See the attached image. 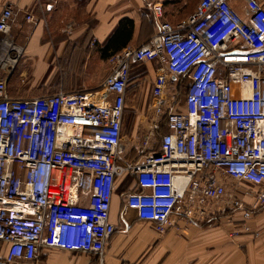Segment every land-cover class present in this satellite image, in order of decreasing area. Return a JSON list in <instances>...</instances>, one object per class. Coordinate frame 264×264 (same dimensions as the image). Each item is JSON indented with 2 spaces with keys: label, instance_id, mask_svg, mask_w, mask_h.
<instances>
[{
  "label": "built area",
  "instance_id": "obj_1",
  "mask_svg": "<svg viewBox=\"0 0 264 264\" xmlns=\"http://www.w3.org/2000/svg\"><path fill=\"white\" fill-rule=\"evenodd\" d=\"M242 6L245 18L229 0H199L177 24L162 20L147 41L110 56L97 90L60 89L33 97L9 96L6 90L16 64L8 55L13 50L20 55L22 47L7 37L14 12L4 7L0 243L8 244L6 261L33 260L41 245L101 256L115 230L110 221L115 182L125 173L140 188L127 192L125 203L140 219L156 221L158 231L173 214L218 221L228 208L241 211V230L250 229L253 210L264 205V5L243 0ZM152 10L162 17V4L154 3ZM26 19L37 21L32 14ZM64 29L69 32L71 25ZM151 60L160 66L151 82L154 115L142 147L162 126L167 131L159 133L158 152L121 163L130 67ZM180 76L189 80L181 88L175 82ZM226 177L258 186L246 191L249 204L236 196L219 202Z\"/></svg>",
  "mask_w": 264,
  "mask_h": 264
},
{
  "label": "crops",
  "instance_id": "obj_2",
  "mask_svg": "<svg viewBox=\"0 0 264 264\" xmlns=\"http://www.w3.org/2000/svg\"><path fill=\"white\" fill-rule=\"evenodd\" d=\"M198 1L188 5V0H0V16L6 5L12 7L14 15L7 37L22 47L20 55L14 59V69L23 61L35 65L36 74H46L47 67L54 64L56 58L70 56L73 60L77 58L74 62L79 60L84 65L86 75L89 73L87 68L95 62L92 60L96 56L99 59L96 46L105 42L121 19L130 18L134 22L131 38L125 46H138L158 32L160 21L177 24L195 9ZM259 1L264 5V0ZM156 2L162 4L161 18L156 17L152 10ZM240 12L245 14L242 5ZM27 14H32L37 19L36 23L27 20ZM67 24L71 25L69 32L64 29ZM149 62L155 76L160 63L157 60ZM132 65L128 86L134 68ZM74 74L76 79L83 76L80 72ZM105 76L94 87L79 90H97ZM142 76L134 73L136 80ZM10 80L6 90L13 97L41 96L60 89L67 92L77 90L54 87L49 83L50 77L36 76L29 87L14 91L9 86ZM150 91L151 84L148 105ZM161 129L160 133L164 132ZM118 182L117 178L110 206V221L115 230L101 256L77 249L41 245L33 260L8 262L5 260L8 244L1 242L0 264H264V205L253 210L247 221L248 231L241 230L242 213L236 208H228L218 221L212 218L187 219L173 214L166 229L158 231L156 221L140 219L136 209L125 203L127 192L140 190L133 176L127 177L123 186H118ZM242 182L250 184L254 191L258 189L255 184ZM244 201L249 204L251 199ZM234 231L239 233L230 236Z\"/></svg>",
  "mask_w": 264,
  "mask_h": 264
},
{
  "label": "rangeland",
  "instance_id": "obj_3",
  "mask_svg": "<svg viewBox=\"0 0 264 264\" xmlns=\"http://www.w3.org/2000/svg\"><path fill=\"white\" fill-rule=\"evenodd\" d=\"M229 1L234 4L233 8L236 10L238 15L245 18V14L240 12V6L243 4V0ZM78 51L81 53L80 48ZM96 57L92 60L95 62L87 68L89 73L86 75L88 76L84 75V65L80 62L78 64V61L74 62L77 59L76 57L74 60L70 59V56H62L59 59L56 58L54 64L47 67V71H45L46 74L42 72L41 75L36 74L35 65L26 64L25 62L20 61L16 66L15 75L12 77L13 79L10 80L9 86H11L14 91L25 88L26 86L29 87L32 81H34V78H36V76H40V78L44 79L50 77L51 81H49V83L57 88H77V90L84 87L92 88L100 82L101 78L105 76L109 70V59L102 60L97 59ZM132 66L134 68L129 80L124 124L120 141L121 163L129 161L137 162L142 160L144 157L159 151L158 138L160 130L158 134H155L154 140H152L147 147H142V135L147 129H149L154 115L151 107L148 105L149 88L154 78L152 75V65L149 61H146L133 63ZM78 72L82 73L83 76L82 78L76 79L74 77V73L78 74ZM136 72L143 75L138 80L134 77V73ZM185 84L186 83L183 85ZM90 90L95 91V89ZM177 109L183 110L182 105L178 106ZM161 131H163V128ZM127 177L132 178V175L127 173L120 175L118 177V186H123ZM225 182L226 194L219 200L221 204L222 202H227V200L233 196L241 198L242 200L250 198L247 194H245L246 191H251L250 184H246L232 178H226Z\"/></svg>",
  "mask_w": 264,
  "mask_h": 264
},
{
  "label": "trees",
  "instance_id": "obj_4",
  "mask_svg": "<svg viewBox=\"0 0 264 264\" xmlns=\"http://www.w3.org/2000/svg\"><path fill=\"white\" fill-rule=\"evenodd\" d=\"M196 0H188V5H194ZM134 22L130 18H123L119 21L118 25L116 26V29L107 37L105 42L103 44H100L97 47V51L99 53V59L106 60L109 59L110 56L113 54L119 52L129 41L132 35ZM78 60V64H79ZM78 66V65H77ZM15 70L10 79H13L15 75ZM175 82L178 87L184 86V83H188L189 80L186 76H180L176 77ZM184 96L183 94L179 95V102L183 104ZM163 131H167V128L164 127Z\"/></svg>",
  "mask_w": 264,
  "mask_h": 264
},
{
  "label": "bare ground",
  "instance_id": "obj_5",
  "mask_svg": "<svg viewBox=\"0 0 264 264\" xmlns=\"http://www.w3.org/2000/svg\"><path fill=\"white\" fill-rule=\"evenodd\" d=\"M16 56H17V51H16V50H13V51L8 55V57H9V59H10V62H13V60L15 59ZM176 185L179 186V183L176 182Z\"/></svg>",
  "mask_w": 264,
  "mask_h": 264
}]
</instances>
